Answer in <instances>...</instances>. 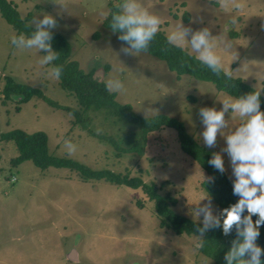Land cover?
Here are the masks:
<instances>
[{
  "label": "rangeland",
  "instance_id": "obj_1",
  "mask_svg": "<svg viewBox=\"0 0 264 264\" xmlns=\"http://www.w3.org/2000/svg\"><path fill=\"white\" fill-rule=\"evenodd\" d=\"M22 17L51 14L56 28L72 46V58L84 71L105 83L117 80L121 103H130L142 116L167 114L181 120L202 145L201 107H221L219 99L233 97L219 91L212 82L188 74L178 76L165 61L147 52L125 55L118 34L103 27L109 2L121 0H12ZM142 6L161 19L159 29L166 35L178 25L207 27L214 37L215 51L232 76L243 78L258 90L264 87V0H140ZM200 23L192 24V19ZM235 19V23L233 20ZM96 33L98 35H96ZM15 29L0 14V132L21 129L43 131L51 154L69 157L94 169L141 176L154 181L160 192L177 198L173 209L199 221L191 209L201 199H211L213 215L219 207L201 187L204 171L180 147L177 133L165 127L152 133L144 154L123 153L73 124V114L33 96L18 103L3 102L5 76L43 91L48 99L80 109L76 97L50 76L53 67L41 65L44 52L20 49L11 44ZM27 38V37H26ZM190 39V34L187 37ZM227 43L231 47H225ZM188 49L187 44L183 46ZM195 54V53H193ZM110 69L105 72V65ZM235 98V97H233ZM17 106L20 109H17ZM89 128L117 139L128 133L139 138L138 126L107 115L104 109L84 113ZM229 126L238 118L225 113ZM227 131V129H225ZM125 144V143H124ZM205 146V145H204ZM225 141L218 133L210 149L222 155L225 173L231 174L229 157L222 152ZM19 154L13 140L0 138V264H215L197 249V235L176 234L162 228L155 203L141 188L116 185L105 180H84L68 168L41 169L31 160L13 166ZM144 202L139 207L137 201ZM201 204L207 203L202 200ZM76 248L78 261L67 258Z\"/></svg>",
  "mask_w": 264,
  "mask_h": 264
},
{
  "label": "trees",
  "instance_id": "obj_2",
  "mask_svg": "<svg viewBox=\"0 0 264 264\" xmlns=\"http://www.w3.org/2000/svg\"><path fill=\"white\" fill-rule=\"evenodd\" d=\"M109 6L110 11L103 20L102 25L112 31L110 27L111 15L119 10V4L110 1ZM0 14L15 29L16 36L23 34L28 37L34 30V26L29 23L32 17L31 13L22 17L17 5L12 0H0ZM52 31L51 47L57 52V59L52 62V65L61 67L60 85L76 97L81 106L80 109L64 106L48 99L41 89L18 82L10 75L5 76V84L2 89L4 103L9 99H14V97L18 99V103H23L33 96H39L53 107L70 111L74 116L73 124L80 125L91 135L112 144L118 151V155L132 152L144 154L150 135L163 130L165 127H171L177 133L181 150L190 156L194 163L204 171L205 179L201 181V187L209 192L211 198L217 203L219 211L237 202L238 197L232 193V179L228 177L225 171L220 173L207 163L215 153L213 149L200 144L187 131L181 120L163 113L142 116L134 111L130 103L119 102L116 99V92L111 91L105 81L96 76V70L84 71L79 62L72 58L70 42L61 33ZM115 33L119 35L118 32ZM96 35L98 34L96 33ZM145 52L165 61L168 68L176 72L178 76L188 74L196 79L212 82L219 91L233 97L247 94L256 89L241 77L231 76V78H226L222 73L219 75L213 73L195 59V54L189 55V51L184 47L170 45L167 42V35L161 29H158L148 50ZM104 68L107 72L110 65L106 64ZM260 100L261 110L264 111V87L261 90ZM17 109L19 110L20 107L17 106ZM89 109H104L107 115L121 118L138 126L141 133L140 137L137 138L134 134L128 133L125 137L117 139L112 135L95 132L89 128L84 116V113ZM0 138L13 140L17 145L19 154L11 160L13 166L25 160H31L41 169H47L48 167L71 169L84 180H105L116 185L141 188L146 197L155 203V213L159 219L160 227L171 229L179 235H198L195 229L200 222L176 212L173 206L176 205L177 198L170 192H160L167 181L158 186L156 182L145 181L141 176L118 173L111 169H94L72 158L55 156L48 150V136L43 131L28 133L21 129H13L4 133L0 132ZM209 177L212 178L211 183L207 182ZM137 204L139 207H144V202L141 200H138ZM255 219L256 216H253V220ZM234 238V231L225 236L219 228L209 230L198 240L200 246L197 249L201 254L212 259L215 264H225L224 256L230 249L231 241ZM256 243L262 248L261 261L264 264V225L260 227V235Z\"/></svg>",
  "mask_w": 264,
  "mask_h": 264
},
{
  "label": "clouds",
  "instance_id": "obj_3",
  "mask_svg": "<svg viewBox=\"0 0 264 264\" xmlns=\"http://www.w3.org/2000/svg\"><path fill=\"white\" fill-rule=\"evenodd\" d=\"M118 7L119 10L111 15L110 27L113 32L119 33L117 39L126 45L120 51L125 55L147 51L161 24L160 17L149 12L140 0H121ZM190 23L197 24L200 21L194 18ZM33 24L34 30L27 38L23 34L14 35L10 42L20 49L34 48L46 53L39 63L49 65L57 59V52L51 47L56 18L51 14L43 15L42 18H35ZM261 27L264 29V24ZM189 34L190 39L187 38ZM213 41L214 37L207 27L193 29L180 24L167 35L170 45L183 47L187 44L189 55L195 53V59L213 73H222L226 78H231L232 73L224 68L220 56L214 50ZM225 47L230 48L231 44L227 43ZM49 74L59 79L61 67L53 66ZM108 87L119 91L123 86L114 80L109 82ZM260 96L261 90L255 89L235 98L219 99V110L215 107H201L198 112L203 126L200 135L205 147L211 148L216 144L218 133L225 141L222 152L229 157L234 178L232 193L238 200L220 209L218 215H213L212 201L206 196L191 209V213L200 220L195 229L198 237L217 228L225 236L235 232L231 247L224 256L225 264H262V248L256 243L260 227L264 225V111L261 110ZM225 113L238 118V123L230 127L225 120ZM207 163L224 173L221 154L214 153ZM207 182L211 183L212 178H207ZM202 200H207V203L201 204ZM253 216H256L255 220Z\"/></svg>",
  "mask_w": 264,
  "mask_h": 264
},
{
  "label": "water",
  "instance_id": "obj_4",
  "mask_svg": "<svg viewBox=\"0 0 264 264\" xmlns=\"http://www.w3.org/2000/svg\"><path fill=\"white\" fill-rule=\"evenodd\" d=\"M67 258L70 260V261H78V254H77V251H76V248H72L68 255H67Z\"/></svg>",
  "mask_w": 264,
  "mask_h": 264
}]
</instances>
